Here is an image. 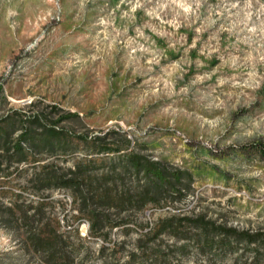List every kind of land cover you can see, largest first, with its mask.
I'll list each match as a JSON object with an SVG mask.
<instances>
[{
  "label": "rangeland",
  "instance_id": "obj_1",
  "mask_svg": "<svg viewBox=\"0 0 264 264\" xmlns=\"http://www.w3.org/2000/svg\"><path fill=\"white\" fill-rule=\"evenodd\" d=\"M0 86L13 138L36 117L70 137L126 138L189 178L161 207L128 210L127 235L109 237L123 242L116 259L98 254L68 193H49L45 217L77 227L85 264H264V237L245 240L264 236V0H0ZM65 114L78 117L56 123ZM85 154L79 143L55 158ZM33 165L0 177L4 206L42 197L26 183ZM5 222L0 264H34ZM169 224L186 228L160 233L144 261L138 239Z\"/></svg>",
  "mask_w": 264,
  "mask_h": 264
},
{
  "label": "trees",
  "instance_id": "obj_2",
  "mask_svg": "<svg viewBox=\"0 0 264 264\" xmlns=\"http://www.w3.org/2000/svg\"><path fill=\"white\" fill-rule=\"evenodd\" d=\"M71 117L78 116L61 115L56 123ZM38 120L33 117L29 121H22L15 138L14 122H10L7 117L0 121V177H8L11 167L34 164L26 183L34 193L42 196L30 202L26 210L21 209L20 205L23 204H18L19 196H14L5 206L0 202V217H6V228L21 236L20 248L27 255L29 263L85 264L90 254L89 251L81 250L84 239L79 236L77 227L72 229L66 227L62 219L58 222L45 217L46 208L52 202L47 200L49 193H68L72 209L78 214L73 219L85 220L88 223L87 236L100 241L98 254L104 258L109 252L116 259L123 252V242L110 245L109 237L113 229L121 227V232L127 235L126 225L130 221L128 210L135 208L142 213L148 206L161 207L173 194L181 195L184 181H189L183 172L171 170L161 162L131 149V142L126 138L114 143L110 142L106 134H78L70 137V133L56 126L39 125ZM79 143L85 149L83 157L72 158L69 165L66 159L61 162L56 160L55 157L65 155ZM259 152L264 158V147ZM43 156L47 159H42ZM4 193L0 189V197ZM42 193L48 194L43 196ZM166 220L172 222L176 219L170 217ZM179 220L190 221L188 218ZM190 227L225 230L207 225ZM184 228L173 224L157 226L151 236L139 238L138 248L142 245L139 251L146 255L143 260L150 258V245H154L160 233L169 231L177 235ZM258 237L264 236H248L245 238L246 243L256 244Z\"/></svg>",
  "mask_w": 264,
  "mask_h": 264
}]
</instances>
